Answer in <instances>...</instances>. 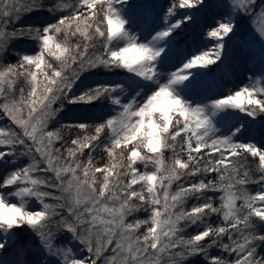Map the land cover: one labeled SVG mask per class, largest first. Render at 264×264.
<instances>
[{
  "label": "snow or ice",
  "instance_id": "1",
  "mask_svg": "<svg viewBox=\"0 0 264 264\" xmlns=\"http://www.w3.org/2000/svg\"><path fill=\"white\" fill-rule=\"evenodd\" d=\"M0 5V56L7 54L9 38L29 37L39 49L21 55L16 64H0V120L10 121L0 126V165H16L21 157L31 160L0 180V250L14 243V229L26 227L39 238L43 264H184L193 256H203L208 264H264L258 253L264 231L256 223L264 224V147L237 142L242 124L228 135H217L213 121L226 110L252 120L264 116V84L258 78L207 104L185 94L195 87L197 75H206L193 69L222 62L225 38L235 34L236 16H247L253 25L264 18V0L260 11L257 0H225L229 12L207 33L216 44L185 56L176 70L164 67L175 46L173 33L194 19L193 12L170 19L176 16V0L163 13L162 26L148 35L132 30L129 0H75L58 6L67 14L55 22L11 32L8 26L21 13L41 6L36 0H0ZM204 5L205 0H179L178 6ZM48 10L54 13L56 8ZM256 31L264 52V29ZM96 69L124 70L135 96L124 102L118 86L105 84L70 96L81 76ZM20 77L27 90L20 88L17 97L14 85ZM101 99L111 101L114 114L92 131L85 123L65 125L80 133L71 146L58 147L62 137L48 125L63 102L91 105ZM57 102L60 108L53 107ZM106 130L110 139L104 143ZM98 148L108 157L103 166L93 162ZM169 149L174 153L170 162L164 156ZM85 150L86 161L81 159ZM249 156L259 176L247 167ZM250 183L261 187L251 193L246 187ZM213 193L221 194L219 207ZM33 198L41 206L38 210L27 206ZM188 200L196 203L186 208ZM140 210L148 219H127ZM212 214H222L224 223H208ZM192 226L195 234L185 235ZM60 231L71 234L88 256L81 259L73 249L58 245ZM225 236L230 244L223 242ZM212 247L233 258L210 256Z\"/></svg>",
  "mask_w": 264,
  "mask_h": 264
},
{
  "label": "rangeland",
  "instance_id": "2",
  "mask_svg": "<svg viewBox=\"0 0 264 264\" xmlns=\"http://www.w3.org/2000/svg\"><path fill=\"white\" fill-rule=\"evenodd\" d=\"M170 3L171 0H129V5L131 7L128 9V15L133 20L132 30L137 32L141 31L145 35H148L153 29L162 26L163 13L167 10ZM63 4L66 5L69 3ZM176 4L177 6L179 5V0H176ZM224 5L225 0H212L205 3V5L199 9L180 8V12L176 13L174 18H170L178 19L183 13H194V19L188 23L190 26L188 35L183 37L179 44L175 43L170 53L169 60L164 66L165 69L176 70L185 56H191L193 53H200L205 49L210 50L213 48L216 44V40L208 37L207 33L225 13L229 12V8H226ZM62 11L67 10L62 9ZM53 20L52 17L44 16L35 19L33 23L38 27H42L44 24L52 23ZM143 27L145 30H143ZM256 28L264 29V21L259 22L251 33L245 34L243 37L237 36L236 33L231 35L230 39L226 37V47L223 52L222 62L209 65L207 68H196L192 70L194 73L204 72L206 75H197L194 82L195 87L185 93L191 101L207 104L210 100L226 96L230 91H235L245 84L250 85L255 83L258 78L261 79V83L264 84V52L261 50V44L258 39L259 33L256 31ZM184 29L185 28L181 26L178 30L183 31ZM236 31L237 25L235 28V32ZM148 38L150 39L151 37ZM11 51L20 55H33L36 54L39 49L37 43L18 44L14 45ZM164 76L166 79L167 72L164 73ZM249 77L253 78L252 81L249 80ZM96 84H107L113 87L118 86L119 90L123 93L121 98L124 102H127L128 99H131L136 94V92L132 90L134 86H131L128 73L122 76L91 75L84 77L76 82L72 93L85 91L90 86ZM143 91L147 92L149 89L145 88ZM112 107L111 101H109L108 105H100L87 110L72 111L57 119V122L61 124H98L114 114L111 111ZM213 121L216 126L217 135H228L230 134V130L233 129V126H240L242 124V134H239L236 138L237 142H253L260 147H264L263 122L252 120L242 113L233 110H226L225 113L218 114L216 117H213ZM3 122V119L0 120V126H3ZM109 139L110 136L103 142L107 143ZM21 159H23V157L19 159L16 165H0V172L6 169L10 172L13 167L24 166ZM143 170L142 167L141 171ZM259 189L260 186H257L250 192L255 193ZM29 201L34 206L33 209L38 210L41 207L39 202L35 201L34 198ZM61 246L73 249V254L79 256L81 259L87 256L77 242L71 238V234L69 233L63 235ZM39 249L40 242H28L22 245L17 241L15 236L13 244L0 250V260H7L9 264H29V259L25 261V258H27V256H25L27 251H37ZM14 255L17 256L16 259L24 260V263L14 260Z\"/></svg>",
  "mask_w": 264,
  "mask_h": 264
},
{
  "label": "trees",
  "instance_id": "3",
  "mask_svg": "<svg viewBox=\"0 0 264 264\" xmlns=\"http://www.w3.org/2000/svg\"><path fill=\"white\" fill-rule=\"evenodd\" d=\"M212 0H205V3H208ZM8 2L11 4L14 2V0H8ZM37 4H39L41 7L39 10H33L31 12H26V13H21L20 14V18L17 21H14L13 24L9 25L7 28L8 32H11L13 30V28H24L27 29L29 27L32 28H36L38 26H36L33 21L35 19H38L40 17H44V16H48V17H52L54 20L53 22H55V20L60 16V15H65L67 14V11H62V9H60L58 6L60 4L63 3H69V4H74L75 0H36ZM228 2H231V0H228ZM261 4V0H257V11H260L261 9L259 8V5ZM56 8V11L50 12L48 9L50 8ZM3 6L0 5V11H2ZM176 13L180 12V8L177 6L176 4V9H175ZM181 18V16L179 17ZM264 21V18H259L256 22V25H253L252 21L244 15H239L235 17V23L237 25V31L235 32L237 36H245V34L247 35L248 33H251L255 27L259 24V22ZM52 22V23H53ZM185 28L183 31H179L178 29L175 31V33H173V35L175 36V43L179 44L183 37H186L188 35V30L190 28V26L188 25V23L182 24V28ZM37 41L29 38V37H24V38H9L8 40V44H7V54L0 56V64L3 65H7V64H16L19 57L21 56L18 53H14L11 51V48L14 45H18V44H36ZM100 47V44H97V48ZM49 60H51L53 63H55L54 60H52L51 57H49ZM125 72L122 69H114L112 72H106L103 69H96L94 71L91 72H87L85 74H83L81 76L80 79L87 77V76H91V75H98V76H107V75H124ZM98 85L101 84H96V85H92L89 88H93L96 87ZM107 85V84H105ZM111 86V85H109ZM25 88V90H27V84L24 81L23 77H20L16 80V83L14 85V88L16 89V94L17 97L19 95V89L20 88ZM87 88V89H89ZM86 89V90H87ZM85 90V91H86ZM84 91L82 92H74V93H70V96L75 95L78 96L80 94H82ZM110 100L107 99H101L99 101H96L95 104H91V105H86V104H68L67 101L63 102V107L62 110L59 111L56 114V117L50 121L49 125H48V130H52V131H59L60 136L62 137V140L57 142V146L59 147L61 144H67L69 146H71V140L76 138V136L80 133L79 129L76 128H71V127H65V125H74V124H61L57 122V119H59L60 117H62L64 114L70 113L72 111H79V110H87V109H92L94 107L100 106V105H108ZM54 108H60L61 104L60 102H57L56 104L53 105ZM2 115V113L0 114ZM4 124L3 126L9 125L10 121L7 120V118H4ZM255 120L257 121H261L264 123V116H258ZM87 124V123H85ZM90 126L89 130L92 131L94 130L92 128V126H94L95 124H87ZM13 128H15V125H12ZM16 131H20V129L16 128ZM109 133L107 132V130L102 134V141H104L106 138H108ZM74 147V146H73ZM178 150V149H177ZM87 151L85 150V155L83 157H81V159L83 160H87ZM206 151V150H205ZM93 156V162L97 165L103 166V164L108 160L107 154L102 150V149H97L92 153ZM165 159L168 160L169 162L171 161V158L174 156V153L172 152L171 149L165 151L164 153ZM186 159V157H185ZM22 162L24 163V166H26L28 163H31V160L29 157H23V159H21ZM138 168L142 169L143 164H138L137 165ZM247 167L250 169L251 173L254 176H259V172L257 171V164L252 162V158L249 156L248 157V162H247ZM37 175H42L40 173H37ZM213 176L215 175L214 173L212 174ZM260 186L259 184H253L250 183L248 185H246L247 190L250 192L251 190H253L255 187ZM137 189L140 187L139 185H136ZM48 190V189H45ZM172 191L176 190V185L173 184L172 186ZM57 195L59 193H56ZM211 195H214L217 197V199L214 201L215 206L219 207L221 204V201L219 199V196L221 195L220 193H213ZM48 203H52L55 204L56 201L54 200H48ZM196 201L195 200H188L185 204L186 208H190ZM238 204L240 203L239 201L237 202ZM178 211V209H177ZM65 215H67V213H64ZM133 218L135 219H139V220H145L148 219V213L144 212L143 210H140L136 213H134V217L130 216L127 219L129 221H131ZM58 219V217H54L53 218ZM255 219V218H254ZM207 222L211 223L214 226L217 225H221L224 223L223 221V216L222 214H212L207 218ZM257 223V230L259 231H264V224H261L259 221H256ZM53 227L55 228L56 226L53 225ZM145 228L144 226L141 227L140 231H144ZM196 226H192V227H188L185 229L184 234L185 235H191V234H195L196 232ZM15 232V236L17 238V241L19 243H21L22 245L27 244L28 242H32V243H39V238L35 237L34 234L31 232V230L25 228H20V229H14L13 230ZM66 232L60 231L57 233V244L61 246L62 244V238L63 235ZM77 242V241H76ZM224 243H231V241L228 240V238L225 236L223 239ZM77 244L79 245V243L77 242ZM80 248L83 250V252L88 256V253L83 249L82 245H79ZM209 255L210 256H224L227 259H232L233 257L228 256L227 253H224L220 248L218 247H212L209 250ZM258 253L261 256H264V246H261L258 249ZM110 253H105V255H109ZM184 264H208L207 261L204 260L203 256H193V257H189Z\"/></svg>",
  "mask_w": 264,
  "mask_h": 264
},
{
  "label": "bare ground",
  "instance_id": "4",
  "mask_svg": "<svg viewBox=\"0 0 264 264\" xmlns=\"http://www.w3.org/2000/svg\"><path fill=\"white\" fill-rule=\"evenodd\" d=\"M143 30H145L144 27H143ZM7 173H8V169L1 171L0 172V180H2L3 177ZM10 199L13 200L14 202H18V201H16V198H14V197L13 198H10ZM27 206H29L30 208H34V206L31 204L30 201H28ZM25 256H27V258H25V261H27V259H29V264H43V261L40 260L39 250H37V251H30L29 250V251H27V253L25 254ZM16 257L17 256L14 255L13 259L14 260H17V261H19L21 263H24V260H22V259H16Z\"/></svg>",
  "mask_w": 264,
  "mask_h": 264
}]
</instances>
